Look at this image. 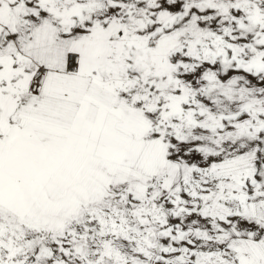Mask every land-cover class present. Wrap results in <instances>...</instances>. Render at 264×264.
Wrapping results in <instances>:
<instances>
[{
  "label": "snow or ice",
  "instance_id": "snow-or-ice-1",
  "mask_svg": "<svg viewBox=\"0 0 264 264\" xmlns=\"http://www.w3.org/2000/svg\"><path fill=\"white\" fill-rule=\"evenodd\" d=\"M0 264H264V0H0Z\"/></svg>",
  "mask_w": 264,
  "mask_h": 264
}]
</instances>
